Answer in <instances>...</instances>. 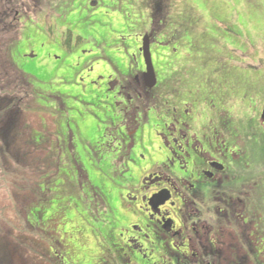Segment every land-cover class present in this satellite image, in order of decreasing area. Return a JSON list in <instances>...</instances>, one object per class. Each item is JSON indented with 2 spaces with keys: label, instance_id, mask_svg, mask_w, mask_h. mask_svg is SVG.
<instances>
[{
  "label": "rangeland",
  "instance_id": "374dc122",
  "mask_svg": "<svg viewBox=\"0 0 264 264\" xmlns=\"http://www.w3.org/2000/svg\"><path fill=\"white\" fill-rule=\"evenodd\" d=\"M94 1L97 7L92 6ZM51 5L52 10L49 5L39 12L29 7L27 18L17 22L19 38L8 50L12 62L32 85L34 96L24 104L28 133L32 132L37 147L31 148L24 173L14 174L9 190H0V239L5 241L0 247L9 240L12 244L11 253L4 257L6 264H46L43 258L58 240L64 246L59 248L61 255L70 263L74 257L66 248L75 247L73 255L83 257L88 230L100 223L96 218L101 212L98 199L106 190L95 184V170L99 169L109 182L111 179L96 160L98 149L105 146L101 138L115 134L121 121L117 114V123L111 115L103 114L109 101L102 109L95 105L103 82L94 79V74L82 71L73 84L60 80L68 69L74 77L80 73L74 66L76 60L80 56L88 58L83 52L92 51L93 44L77 39L80 25L90 23L98 37L116 33L130 42L128 38L136 37L135 30L142 21V30L148 32L147 22L154 18L160 28L151 44L157 76L154 92L170 97L175 88H191L194 95L200 92L201 99L206 100L200 106L208 115L214 114L220 100L226 101L232 94L236 125L261 133L257 142L264 139V0H58ZM42 14L87 18H39ZM121 21L123 26H117ZM186 39L191 43L184 51L179 47L184 43L186 48ZM131 41L139 50L140 40ZM162 52L187 56L188 70L173 74L172 62L167 56L163 59ZM82 76L86 82L81 81ZM152 107L138 132L141 142L148 144L144 151L139 150L146 159L154 147L155 132L162 128L158 108ZM263 151L264 146L259 145V163H264ZM247 169L255 174L251 166ZM235 177L244 179L245 171L239 168ZM253 178L257 190L264 191V173ZM31 220H38L39 225L32 227ZM257 249V253L264 252V238H259ZM255 264H264V259Z\"/></svg>",
  "mask_w": 264,
  "mask_h": 264
},
{
  "label": "flooded vegetation",
  "instance_id": "af4514ba",
  "mask_svg": "<svg viewBox=\"0 0 264 264\" xmlns=\"http://www.w3.org/2000/svg\"><path fill=\"white\" fill-rule=\"evenodd\" d=\"M14 18L27 15L17 12ZM39 18L87 17L42 14ZM150 20L148 32L142 30L143 21L135 30L139 50L131 41L138 40L133 35L127 42L116 33L98 37L90 23L79 26L81 35L77 39L82 44H93L92 51L83 52L88 58L80 56L76 60L74 66L80 73L74 77L68 69L60 80L73 84L82 71L94 74V79L103 82L95 105L102 109L109 101L103 114L111 115L115 123L117 114L121 123L115 134L101 138L105 146L99 147L96 160L111 181L95 170V184L106 191L98 199L101 212L96 218L100 223L88 230L84 256H74L76 248L68 246L74 258L66 262L59 251L63 242L56 240L43 263L255 264L259 258L264 259V252L257 253L259 238H264V191L257 190L253 178L264 173L255 162L259 145L264 146V139L257 142L262 134L236 125L232 94L226 101L220 100L218 107L213 106L217 110L208 115L200 106L206 103L200 92L194 95L191 88H175L167 97L154 92L156 86H146L141 52L144 34L152 44L160 33L156 20ZM117 26H123V22ZM186 40V48L182 43L180 49L189 48L191 39ZM165 56L162 52L163 59ZM167 58L172 62L173 74L190 66L187 56ZM80 79L86 82L84 76ZM152 106L158 108L162 128L155 132V144L146 159L139 150L144 151L142 148L148 144L141 142L138 132L140 122L149 119ZM258 164L264 166L262 161ZM250 166L255 174L247 169ZM239 168L245 171L242 180L235 177ZM84 174L89 178L87 171ZM29 224L35 227L39 221L31 220Z\"/></svg>",
  "mask_w": 264,
  "mask_h": 264
},
{
  "label": "trees",
  "instance_id": "16d2710c",
  "mask_svg": "<svg viewBox=\"0 0 264 264\" xmlns=\"http://www.w3.org/2000/svg\"><path fill=\"white\" fill-rule=\"evenodd\" d=\"M28 1L33 4L30 5ZM52 1L58 0H51L48 4L46 0H0V190H9L13 185L14 174L24 173L31 148L37 147L31 139L32 132L28 133L30 126L24 104V101L34 96L32 85L28 76L16 67L8 55L10 45L20 34V25L17 24L19 18L14 17L17 12L26 16L31 6L38 12L49 5L52 10ZM4 242L0 239V243ZM11 246L9 240L0 247V264L7 263L4 257L11 253Z\"/></svg>",
  "mask_w": 264,
  "mask_h": 264
},
{
  "label": "water",
  "instance_id": "95a60500",
  "mask_svg": "<svg viewBox=\"0 0 264 264\" xmlns=\"http://www.w3.org/2000/svg\"><path fill=\"white\" fill-rule=\"evenodd\" d=\"M97 3L92 4V6H95ZM141 52L144 56L146 71L144 74L146 86L150 89L156 86L157 84V76L155 72V67L152 59V53H151V43L149 40V36H146L143 41V46L141 48ZM264 119V116H263Z\"/></svg>",
  "mask_w": 264,
  "mask_h": 264
}]
</instances>
